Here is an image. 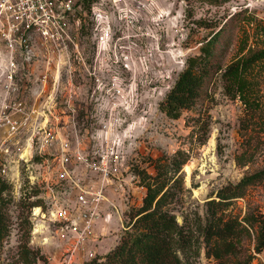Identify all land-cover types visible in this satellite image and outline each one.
Here are the masks:
<instances>
[{"label":"rangeland","instance_id":"rangeland-1","mask_svg":"<svg viewBox=\"0 0 264 264\" xmlns=\"http://www.w3.org/2000/svg\"><path fill=\"white\" fill-rule=\"evenodd\" d=\"M77 3H81L83 9L73 34L77 51L85 62L90 63L96 54L92 17L98 13L111 27L113 42L118 46L116 50L130 55L129 68H118L124 96L130 102L123 117L126 134L119 143L123 160L118 176L103 182L96 172L81 166L76 168L90 190H96L103 183L105 196L122 212L120 221L111 214L108 223L102 220L95 223L93 238L71 263L86 264L90 261L87 251H93L95 259H103L113 249L128 219L127 210L136 208L141 202L144 189L138 185L137 178L132 177L129 162L139 160L140 167L145 166L148 172H153L155 159L169 157L176 150L189 152L187 161L178 171L188 189L184 192L183 204V209L188 210L202 211L204 202L215 197L219 188L264 173V125L261 123V116H264V59L254 63L247 75L255 83L260 104V109L253 114L245 111L239 99L225 93L221 79L222 70L230 62L264 51V0H229L219 5L205 0H77ZM220 28L213 47V60L220 69L210 72L201 96L190 110H183L176 119L167 117L159 109V103L184 69L186 59L198 54L200 46ZM40 49V43L34 41L30 65L20 66L15 75L16 96L24 102L26 110H34L33 116L41 110L53 88L54 62L45 66L47 58ZM77 51L70 54V66L68 62L60 70L57 107L65 106L64 94L72 85L76 92L78 136L85 143L83 152L93 156L98 145L94 137L98 124L90 117L93 105L88 95L92 81L79 62ZM18 61L26 62L23 58ZM45 73L46 82L42 81ZM68 77L72 79L70 85L67 84ZM14 96V93L5 92L0 83V109L5 98L7 102ZM202 122L209 125V132L205 143L200 144L203 136L197 127ZM100 138L104 139L108 165L113 167L111 152L114 151L115 133L109 132ZM36 160L37 157L31 159L29 168L22 159L12 164L17 168V180L15 178L14 183H10V190L4 193L9 200L6 205L9 233L0 245V264H24L17 251L19 243L26 240L30 247L39 249L50 264H57L59 251L64 247L57 232L58 225L41 214L33 217V209L27 207L37 198L38 192L41 195L43 191L29 178L38 173L33 164ZM118 182L121 187L117 191L114 186ZM55 189L59 200L75 202L76 189L70 191L64 183L56 185ZM108 208L104 201L101 212H110ZM42 209L47 213L46 205ZM225 212L227 217L238 220L247 212L264 214V177L250 185L243 197L233 199ZM180 213L181 210H175L179 223L182 222ZM254 235L255 229L248 227V232H242L234 245L243 254L255 255L250 264H264V249L258 254L253 250ZM38 264H42L40 260ZM186 264L218 263L206 257L204 249L200 248Z\"/></svg>","mask_w":264,"mask_h":264},{"label":"built area","instance_id":"built-area-1","mask_svg":"<svg viewBox=\"0 0 264 264\" xmlns=\"http://www.w3.org/2000/svg\"><path fill=\"white\" fill-rule=\"evenodd\" d=\"M82 9L77 0H0V83L5 92L15 95L7 102L5 98L0 109V174L14 183L17 168L12 164L22 159L29 168L31 159L38 158L33 163L35 167L32 165L38 173L31 174L29 178L43 189L40 196L47 213L42 207H32L33 217L41 214L58 225L57 232L63 239L64 247L59 251L57 264H71L75 255L85 250L87 242L93 238L94 225L98 220L106 224L111 214L118 221L122 215L119 206L105 196L103 183L96 190H90L78 176L76 168L81 166L96 172L103 182L118 176L119 164L123 160L119 143L126 134L123 117L130 106L124 96L118 68H129L130 55L116 50L118 46L113 42L111 27L106 18L98 13L92 17L96 54L90 63L85 62L77 51L76 36L73 34ZM34 41L40 43V50L47 58L45 66L54 62L53 88L41 110L36 112L41 120L32 126L28 142L19 144L16 136L34 110H26L24 102L16 96L18 85L15 75L20 66L30 65ZM75 51L92 81L88 95L93 105L90 117L98 124L94 136L98 145L93 156L83 152L82 145L85 143L78 136V112L74 105L76 92L70 85L71 77L67 79L70 87L64 94L65 106L57 107L60 70L68 62L70 66V54ZM18 58L26 62H19ZM42 81H47V73L42 76ZM109 132H114L116 136L112 144L114 151L111 152L113 167L108 165L104 139L100 138ZM125 168L127 171L128 162ZM13 169L16 171L13 172ZM60 183H64L70 191L76 189L73 204L68 199L59 200L55 186ZM114 187L118 191L120 182ZM104 201L110 212H101ZM87 257L94 258V252L87 251Z\"/></svg>","mask_w":264,"mask_h":264},{"label":"trees","instance_id":"trees-1","mask_svg":"<svg viewBox=\"0 0 264 264\" xmlns=\"http://www.w3.org/2000/svg\"><path fill=\"white\" fill-rule=\"evenodd\" d=\"M229 0H205L219 5ZM240 13V12H238ZM222 28L216 31L200 48L199 53L186 59L184 69L159 103V109L169 118L176 119L183 110H190L201 96L206 80L217 66L213 60V47ZM264 59V51L252 56H241L227 64L221 72L223 88L227 95L237 98L245 111L253 114L260 109L255 83L247 75L252 65ZM220 67V66H219ZM264 125V116H261ZM200 144L205 143L209 132L206 122L199 124ZM143 157V156H142ZM189 157V152L176 150L169 157L157 158L153 172L141 161L129 162V171L137 178L138 185L144 189L141 202L136 208L127 210V221L119 242L105 254L103 259L92 258L86 264H186L188 259L204 249L206 257L218 264H250L254 254H243L235 245L242 232L255 229L253 250L260 253L264 249V214L247 212L241 219L227 217L225 210L233 199L243 197L247 188L264 177L257 173L236 183H228L218 189L215 197L207 199L203 209H183L187 188L178 171ZM137 163V164H134ZM139 163V164H138ZM11 188L0 174V245L9 233L6 205L9 200L6 192ZM27 207H44L39 192ZM181 208V209H180ZM175 210H181L182 222L177 221ZM18 258L24 264H50L39 249L32 248L28 241L18 245Z\"/></svg>","mask_w":264,"mask_h":264},{"label":"crops","instance_id":"crops-1","mask_svg":"<svg viewBox=\"0 0 264 264\" xmlns=\"http://www.w3.org/2000/svg\"><path fill=\"white\" fill-rule=\"evenodd\" d=\"M40 120V116L32 115L30 117V120L24 126L21 127L18 132V135L16 136V139L18 140L19 144H26L28 142V137L30 135L32 126L37 125Z\"/></svg>","mask_w":264,"mask_h":264}]
</instances>
